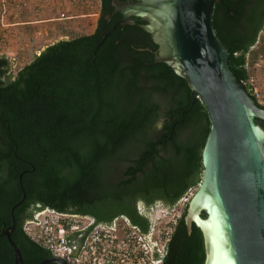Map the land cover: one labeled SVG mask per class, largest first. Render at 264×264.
Instances as JSON below:
<instances>
[{
  "label": "trees",
  "instance_id": "trees-1",
  "mask_svg": "<svg viewBox=\"0 0 264 264\" xmlns=\"http://www.w3.org/2000/svg\"><path fill=\"white\" fill-rule=\"evenodd\" d=\"M121 18L112 0H100L93 32L46 45L16 73L0 55V233L20 201L11 238L25 264L52 255L23 229L35 207L104 224L121 216L146 233L151 206L172 205L200 182L210 128L204 103H192L188 84L170 65L153 63L157 44L140 26L145 21L132 17L135 23L117 25L93 60L102 34ZM211 22L247 90L246 54L263 29L264 0H219ZM255 122L264 127L263 119ZM187 207L161 264L204 262L203 235L187 223ZM0 264H14L1 234Z\"/></svg>",
  "mask_w": 264,
  "mask_h": 264
},
{
  "label": "water",
  "instance_id": "water-1",
  "mask_svg": "<svg viewBox=\"0 0 264 264\" xmlns=\"http://www.w3.org/2000/svg\"><path fill=\"white\" fill-rule=\"evenodd\" d=\"M217 1L112 0L122 18L102 34L92 56L94 60L96 50L117 25L135 23L132 17L145 21L140 26L157 44L153 63L166 62L184 78L192 103L196 98L203 101L210 123L201 152V179L185 215L187 223L194 222L202 232L203 264L211 263L209 246L194 214L200 221L209 220L211 214L206 206L193 204L197 194L202 199L210 195L215 204L233 264H264V127L255 122V118L264 120V109L229 68V52L211 22ZM19 203L11 208L12 224L0 234L13 249L14 264H25L11 238L13 210ZM48 263L67 264L56 255L38 264Z\"/></svg>",
  "mask_w": 264,
  "mask_h": 264
},
{
  "label": "rangeland",
  "instance_id": "rangeland-1",
  "mask_svg": "<svg viewBox=\"0 0 264 264\" xmlns=\"http://www.w3.org/2000/svg\"><path fill=\"white\" fill-rule=\"evenodd\" d=\"M99 10L100 0H0V55L9 59L11 72L16 73L46 45L93 32ZM246 67L248 79L252 80V84L246 86L254 87L256 93H251L264 104V25L246 54ZM196 189L188 191L172 205L156 202L148 217L149 230L144 236L125 217L119 216L110 224H98L83 248L90 251L88 264H146L148 261L157 264L152 260V253L163 250L176 219ZM47 213L48 210L34 213L24 223V229L31 237L43 231L41 224L47 220ZM63 215L59 217L68 219L78 230L92 223L89 216ZM50 216H53L52 212ZM95 238L102 243L101 248L94 243ZM98 251L104 254L98 255ZM114 253H120L116 259ZM110 256L111 261L107 260Z\"/></svg>",
  "mask_w": 264,
  "mask_h": 264
},
{
  "label": "built area",
  "instance_id": "built-area-1",
  "mask_svg": "<svg viewBox=\"0 0 264 264\" xmlns=\"http://www.w3.org/2000/svg\"><path fill=\"white\" fill-rule=\"evenodd\" d=\"M248 83L252 84V80L247 78L246 81L243 82V84L246 86ZM246 87L248 91H254V93H256L254 87ZM63 214L67 213H60L54 211L51 219H47L41 224V228L43 229V231L40 230L39 232L35 233L36 236L34 238L42 242L46 248L50 249L52 255H56L58 257L63 258L67 262V264H88V252H90L89 249H82L80 253L74 255L73 250L75 246L67 244V235L72 231L78 230V228L76 226L70 225V221L68 219L59 217V215L64 216ZM162 249L163 250L161 251V256H163L165 253V247ZM107 260L111 261L112 257L108 258ZM154 261L156 263L159 262L158 258H154Z\"/></svg>",
  "mask_w": 264,
  "mask_h": 264
},
{
  "label": "bare ground",
  "instance_id": "bare-ground-1",
  "mask_svg": "<svg viewBox=\"0 0 264 264\" xmlns=\"http://www.w3.org/2000/svg\"><path fill=\"white\" fill-rule=\"evenodd\" d=\"M193 204L206 206L211 214L210 219L207 221H200L197 215L194 214L195 219L201 224L206 233L210 264H233V260L228 253V245L223 234L220 216L210 195H205L202 199V195L197 194Z\"/></svg>",
  "mask_w": 264,
  "mask_h": 264
},
{
  "label": "flooded vegetation",
  "instance_id": "flooded-vegetation-1",
  "mask_svg": "<svg viewBox=\"0 0 264 264\" xmlns=\"http://www.w3.org/2000/svg\"><path fill=\"white\" fill-rule=\"evenodd\" d=\"M124 1H126V0H124ZM123 1V2H124ZM40 211V209L38 210V208L37 207H35L33 210H31L30 212H32L31 213V218L33 217V215H34V213H37V212H39ZM81 216H83V215H81ZM92 218V217H91ZM27 220L25 219V220H23L22 221V226H23V229H24V223L26 222ZM95 221H94V219L92 218V223L89 225V226H87V227H85V228H82V229H79L78 231H76V234H75V236L74 237H71L68 241L69 242H71L72 243V245H74L75 246V248H74V250H73V252L75 253L76 251H78V253L80 252V251H82V249L84 248V246H85V243H86V240H87V238L89 237V236H91L92 234V232L94 231V227H96V226H98V224H100V223H95ZM132 225V224H131ZM133 227H135L134 225H132ZM139 232H140V230L137 228V227H135ZM14 230V229H13ZM25 230V229H24ZM26 231V230H25ZM27 232V231H26ZM141 233V232H140ZM147 233V232H146ZM146 233H141L143 236L146 234ZM100 237H101V235H100ZM33 238V237H32ZM35 239V238H34ZM96 239L97 238H95V244L99 247V248H101L100 247V245L102 244L101 242H97L96 241ZM36 240V239H35ZM36 241H38V240H36ZM99 241V240H98ZM41 245H43V243L42 242H40V241H38ZM44 246V245H43ZM104 249H101V251H103ZM101 251H98V255H103L104 253L103 252H101ZM118 254H120V253H114V259H116L115 257H117V255ZM152 260H154V258H152ZM158 260H159V262H157V264H161V259H159L158 258ZM146 264H150V262L148 261Z\"/></svg>",
  "mask_w": 264,
  "mask_h": 264
},
{
  "label": "clouds",
  "instance_id": "clouds-1",
  "mask_svg": "<svg viewBox=\"0 0 264 264\" xmlns=\"http://www.w3.org/2000/svg\"><path fill=\"white\" fill-rule=\"evenodd\" d=\"M154 206V205H153ZM153 206H151L150 208H149V210L147 211V215H148V217H149V215H150V212H151V210H152V208H153ZM139 208L141 209V203H139ZM42 210H48V213H47V219H51V217L52 216H50V213L52 212V213H54V210H52V209H50V208H43V209H40V211H42ZM39 211V212H40ZM57 212V211H56ZM67 214H70V213H67ZM100 224H104V223H100ZM76 231H78V230H76ZM76 231H73V232H76ZM72 233V232H71ZM69 235V234H68ZM156 247V245L154 246V248ZM158 249V248H157ZM153 252V251H152ZM78 254V253H77ZM152 255H154V258H159V259H161V252H158V250H156V251H154L153 253H152Z\"/></svg>",
  "mask_w": 264,
  "mask_h": 264
},
{
  "label": "crops",
  "instance_id": "crops-1",
  "mask_svg": "<svg viewBox=\"0 0 264 264\" xmlns=\"http://www.w3.org/2000/svg\"><path fill=\"white\" fill-rule=\"evenodd\" d=\"M38 53H39V52H38ZM38 53H37V54H38Z\"/></svg>",
  "mask_w": 264,
  "mask_h": 264
}]
</instances>
